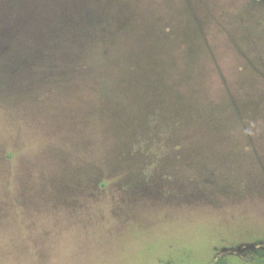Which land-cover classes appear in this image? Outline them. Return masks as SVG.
<instances>
[{
    "label": "rangeland",
    "instance_id": "rangeland-1",
    "mask_svg": "<svg viewBox=\"0 0 264 264\" xmlns=\"http://www.w3.org/2000/svg\"><path fill=\"white\" fill-rule=\"evenodd\" d=\"M264 264V0H0V264Z\"/></svg>",
    "mask_w": 264,
    "mask_h": 264
},
{
    "label": "trees",
    "instance_id": "trees-1",
    "mask_svg": "<svg viewBox=\"0 0 264 264\" xmlns=\"http://www.w3.org/2000/svg\"><path fill=\"white\" fill-rule=\"evenodd\" d=\"M217 264H225L224 261H221V262H217Z\"/></svg>",
    "mask_w": 264,
    "mask_h": 264
}]
</instances>
